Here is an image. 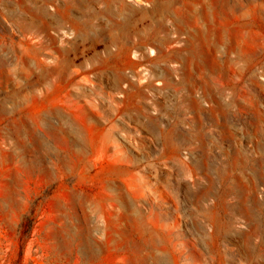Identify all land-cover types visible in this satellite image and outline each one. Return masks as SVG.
<instances>
[{"label": "rangeland", "instance_id": "1", "mask_svg": "<svg viewBox=\"0 0 264 264\" xmlns=\"http://www.w3.org/2000/svg\"><path fill=\"white\" fill-rule=\"evenodd\" d=\"M86 1L0 0V264H171L174 245L243 263L264 221V0Z\"/></svg>", "mask_w": 264, "mask_h": 264}, {"label": "bare ground", "instance_id": "2", "mask_svg": "<svg viewBox=\"0 0 264 264\" xmlns=\"http://www.w3.org/2000/svg\"><path fill=\"white\" fill-rule=\"evenodd\" d=\"M83 1H85V0H83ZM88 1V0H87ZM86 1V2H87ZM94 1H96V0H94ZM163 1V0H162ZM234 1V0H233ZM80 2H81V0H80ZM102 2L106 5V6H112L113 4H116V3H118L121 7H125L126 6V2H125V0H102ZM157 2V1H156ZM155 2V3H156ZM241 2H243V1H241ZM253 2V1H252ZM67 3H68V7H72V6H76V5H78L79 4V0H67ZM159 3H161V2H159ZM163 3V2H162ZM87 4V3H86ZM90 4V3H89ZM157 4V3H156ZM256 4V3H255ZM85 5V4H84ZM127 5H129V4H127ZM155 5V4H154ZM161 5H163V4H161ZM234 5V4H233ZM158 6V5H157ZM156 6V7H157ZM230 6H231V4H230ZM80 7H81V5H80ZM105 7V6H104ZM116 7V6H115ZM131 7V6H130ZM162 7V6H161ZM255 7V6H254ZM107 8V7H106ZM159 8V7H158ZM157 8V9H158ZM41 9V8H40ZM103 9V8H102ZM109 9V8H108ZM112 9V8H111ZM128 9V8H127ZM130 9V8H129ZM128 9V10H129ZM70 10V9H69ZM85 10H87L86 8H85ZM114 10H116V9H114ZM120 11H123V10H120ZM131 11H132V9H131ZM95 12V10L92 8V6H90V7H88V12H85L84 14H83V16L82 17H84V19H85V21H89L90 22V24L92 23L91 21H90V15L89 14H91V13H94ZM128 12V11H127ZM135 12V11H134ZM133 12V13H134ZM53 13V12H52ZM109 13H111L112 14V16H113V12H109ZM108 13V14H109ZM139 13V12H138ZM107 14V13H106ZM124 14H125V12H124ZM134 14H136V13H134ZM99 15V14H98ZM103 15H105V14H103ZM107 16V15H106ZM111 16V17H112ZM127 16V15H126ZM96 17V16H95ZM110 17V18H111ZM121 17V16H120ZM120 17H119V19H120ZM124 18H125V16H123ZM141 17V16H140ZM100 18V17H99ZM106 18H108V17H106ZM124 18H122V20L124 19ZM126 19V18H125ZM163 19V18H162ZM126 20H128V19H126ZM108 22H109V20H107ZM158 22H152L150 25H152V26H150L149 27V25L148 26H145V28L143 27V29L141 28V30H140V33H139V36H140V38H141V40H145V39H147L148 37L149 38H151L152 36H156L157 35V32H158V30H159V28L163 25V23H162V20H161V18L159 19V20H157ZM124 22V21H123ZM123 22H122V24H123ZM118 23H120V22H118ZM127 23V22H126ZM28 25H30L29 23H28ZM110 25V24H109ZM111 25H112V22H111ZM128 25V24H127ZM119 27V26H118ZM123 30V29H122ZM152 31V33L153 34H151L150 32ZM125 34V33H124ZM138 35V34H137ZM126 38H128V39H117L116 40V42H117V50H115V51H113L111 48H109V47H106L105 48V53L107 54V55H115L116 56V58L117 57H121L122 58V56H124L125 54H126V52H127V49H128V46H129V38H130V36L129 35H127L126 36ZM132 40V39H131ZM139 40V39H138ZM142 45V44H141ZM136 47V46H135ZM114 48H115V46H114ZM138 49V48H137ZM141 50V49H140ZM136 52V51H135ZM151 52H153L152 51V49H151ZM144 54V53H143ZM146 54V53H145ZM141 57V56H140ZM142 58V57H141ZM12 59V58H11ZM139 59V58H138ZM5 60V59H4ZM6 60H8V58H6ZM17 61V60H16ZM13 61L11 60V63H12ZM8 63H9V61H8ZM101 63H105V61H104V59H102V61H101ZM17 66H18V63L16 64ZM12 66H13V64H12ZM13 68H14V66H13ZM17 69V68H16ZM15 69V70H16ZM19 69V68H18ZM19 71V70H18ZM17 71V72H18ZM14 72V71H13ZM16 73V72H15ZM17 75V74H16ZM124 76V75H123ZM132 85V84H131ZM127 86V85H126ZM134 86H136V85H134ZM141 90V89H140ZM139 90V92H141ZM144 90V89H143ZM143 92V91H142ZM125 94V93H124ZM140 94L141 93H139V96H140ZM144 95H146V92H145V94ZM132 96V95H131ZM142 96V95H141ZM137 97V96H136ZM144 97V96H143ZM125 98V97H124ZM138 99V98H137ZM149 99V98H148ZM148 99H146V100H148ZM126 100V99H125ZM139 101V100H138ZM143 101H144V99H143ZM125 102V101H124ZM145 102V101H144ZM148 102V101H147ZM139 103H141V101H139ZM145 104V103H144ZM129 106V105H128ZM142 107H143V105H141ZM141 107V108H142ZM56 108V107H55ZM54 108V109H55ZM127 108V107H126ZM131 108H133V107H131ZM135 108V107H134ZM115 109V108H114ZM122 109V108H121ZM56 110V109H55ZM132 110V109H131ZM135 110V109H134ZM45 111H48V110H45ZM119 111V110H118ZM130 111V110H129ZM138 111V110H137ZM141 111H142V109H141ZM147 111V110H146ZM51 112V111H50ZM58 112V111H57ZM56 112V113H57ZM63 112V111H62ZM116 112V111H115ZM122 112V111H121ZM135 112V111H134ZM46 113V112H45ZM138 113V112H137ZM137 113L135 114V116H137ZM140 113V112H139ZM145 112H143V115L145 116L146 114H144ZM47 114V113H46ZM65 114V113H64ZM124 114V113H123ZM38 115V114H37ZM61 115V114H60ZM125 115V114H124ZM126 115H128L127 113H126ZM152 115V114H151ZM150 115V116H151ZM62 116V115H61ZM68 116V115H67ZM40 117V116H39ZM65 117V116H64ZM130 117H131V115H130ZM142 117V116H141ZM53 118V117H52ZM72 118V117H71ZM129 118V117H128ZM143 118V117H142ZM145 118H147V117H145ZM158 118V117H157ZM68 119H70L69 117H68ZM95 119V118H94ZM38 120H40L41 121V119H38ZM73 120V119H72ZM93 120V119H92ZM97 120V119H96ZM157 120V119H156ZM159 120V119H158ZM39 121V122H40ZM56 121V120H55ZM90 121V120H89ZM150 121V120H149ZM63 122V121H62ZM61 122V123H62ZM96 122V121H95ZM99 122V121H98ZM159 122V121H158ZM177 122V121H176ZM57 123V122H56ZM91 123V122H90ZM155 123V122H154ZM47 124V123H46ZM68 124H69V122H68ZM115 124V123H114ZM114 124H111V125H114ZM177 124V123H176ZM43 125H44V123H43ZM93 125V124H92ZM72 126V125H71ZM97 126V125H96ZM116 126V125H115ZM114 126V127H115ZM48 128V127H47ZM61 128V127H60ZM76 128V127H75ZM111 128V127H110ZM113 128V127H112ZM164 128V127H163ZM23 129V128H22ZM50 129V128H49ZM83 129V128H82ZM52 130V129H51ZM109 130V129H108ZM113 130V129H112ZM60 131H62V130H60ZM67 131V130H66ZM76 131H77V129H76ZM177 131H178V128L176 127V125L174 124L173 125V127L171 128V132L172 133H174V134H178L177 133ZM38 132V131H37ZM36 132V133H37ZM85 132V131H84ZM83 132V133H84ZM105 132H107V130H105L104 131V133ZM79 133V132H78ZM82 133V134H83ZM112 133V132H111ZM170 133V132H169ZM168 133V134H169ZM168 134H166L167 136H168ZM179 134H180V132H179ZM62 135H63V133H62ZM65 135V134H64ZM108 135V134H107ZM162 135V134H161ZM45 136V135H44ZM80 136V135H79ZM84 136V135H83ZM111 136V135H110ZM178 136V135H177ZM47 137V136H46ZM66 137V136H65ZM98 137H100V136H98ZM105 137H106V135H105ZM36 138V137H35ZM85 138V137H84ZM88 138H90V137H88ZM174 138V137H173ZM172 138V139H173ZM176 138V137H175ZM81 139V138H80ZM97 139V138H96ZM103 139V138H102ZM179 140V144L182 142H185L183 139H181L180 137L178 138ZM52 140V139H51ZM166 140H167V138H166ZM96 141V140H95ZM99 141V140H98ZM67 142V141H66ZM86 142V140L84 139V143ZM104 142V141H103ZM114 142V141H113ZM41 143V142H40ZM50 143V142H49ZM48 143V144H49ZM53 143V142H52ZM168 143H169V141H168ZM175 143V142H174ZM98 143H96V145H97ZM107 144H108V142H107ZM170 144V143H169ZM176 144V143H175ZM55 145V144H54ZM85 145V144H84ZM83 145V146H84ZM167 145V144H166ZM189 145V144H188ZM46 146H48V145H46ZM50 146V145H49ZM57 146V145H56ZM69 146V145H68ZM86 146V145H85ZM169 146V145H168ZM179 146V145H178ZM65 147V146H64ZM76 147V146H75ZM52 148V147H51ZM70 148V147H69ZM80 148V147H79ZM78 148V149H79ZM95 148V147H94ZM93 148V149H94ZM104 148V147H103ZM192 148V147H191ZM48 149V148H47ZM58 149H60V148H58ZM84 149V148H83ZM100 149V148H99ZM56 150V149H55ZM71 150V149H70ZM60 151V150H59ZM67 151V150H66ZM69 151V150H68ZM189 151V150H188ZM47 152H48V150H47ZM57 152H58V150H57ZM49 153V152H48ZM66 153V152H65ZM78 153V152H77ZM79 154V153H78ZM43 155H44V153H43ZM71 155V154H70ZM81 155H83V154H81ZM41 156H42V154H41ZM72 156H73V154H72ZM45 157V156H44ZM55 157V156H54ZM36 158V157H35ZM69 158V157H68ZM67 159V158H66ZM83 159V158H82ZM224 161V160H223ZM50 162V161H49ZM59 162V161H58ZM88 163V162H87ZM132 163H133V161H132ZM177 163V162H176ZM180 163V162H179ZM69 164V163H68ZM42 165V164H41ZM62 165V164H61ZM66 165V164H65ZM177 165H178V163H177ZM223 165V164H222ZM224 165H226V164H224ZM184 166V165H183ZM197 165H195L194 167L197 169V167H196ZM36 167V166H35ZM184 168V167H183ZM183 170V169H182ZM185 170V169H184ZM183 170V171H184ZM186 171V170H185ZM215 172H217L216 170H215ZM109 173V172H108ZM217 174V173H216ZM222 174V173H221ZM121 189V188H120ZM123 194V196L124 195H126V194H124V193H122ZM128 198V197H127ZM127 198H126V200H127ZM123 198H122V196H121V201H123L122 200ZM130 199V198H129ZM125 200V199H124ZM132 201V200H131ZM137 201V200H136ZM200 201V200H199ZM127 202V201H126ZM122 203H124V202H122ZM132 203V202H131ZM137 203V202H136ZM141 202H139L138 204H140ZM137 204V205H138ZM124 205H125V203H124ZM127 205H128V203H127ZM201 205V204H200ZM121 206V205H120ZM202 206H204V205H202ZM201 206V207H202ZM242 206H243V203L241 202V201H237L235 204H232L231 205V208L233 209V210H236L237 208H240V210L242 211L243 210V208H242ZM205 207V206H204ZM249 207V209L251 210V208H250V206H248ZM252 207V206H251ZM124 208V207H123ZM125 208H127V207H125ZM135 209H137L136 207H134ZM130 209V208H129ZM204 209H206V208H204ZM123 210V209H122ZM126 210V209H125ZM139 212V211H138ZM140 212H142L141 210H140ZM243 212V211H242ZM134 213V212H133ZM123 214V213H122ZM136 214V213H135ZM141 214V213H140ZM139 215V214H138ZM145 215V214H144ZM125 216H127V213H126V215ZM146 216V215H145ZM140 217H142V216H140ZM243 217V216H242ZM214 218V217H213ZM237 218V217H236ZM128 219V218H127ZM139 219V218H138ZM141 219V218H140ZM139 219V220H140ZM145 219V218H144ZM142 220V219H141ZM140 220V221H141ZM148 220V219H147ZM146 220V221H147ZM264 220V219H263ZM139 221V222H140ZM145 221V220H144ZM234 217H232V214H231V216L228 218V221L226 222V221H224L223 220V218L220 216V215H218V218L216 219V222H215V224H214V227H213V230L209 233V235L212 237V239H216V238H219L220 236H221V234H222V227H225V226H227V223H228V225H232L233 223H234ZM142 222V221H141ZM140 222V223H141ZM145 223V222H144ZM144 223L142 222L141 223V225L143 224L144 225ZM198 224H199V222H198ZM200 225V224H199ZM145 226V225H144ZM143 226V227H144ZM258 227V230H257V234H259V235H261V242H260V246H259V248L258 247H256V245H254L253 247H251V241H252V236H253V231H252V227ZM146 227V226H145ZM200 228H202V224H201V226H200ZM145 229V228H144ZM249 229H251V230H249L248 231V233H247V237H246V239H247V241L249 242V247H247L246 248V255H245V257H244V262L243 263H240V264H263V262H264V221H262V222H252L251 223V225H250V228ZM150 230V229H149ZM203 230V229H202ZM144 232V231H143ZM142 232V233H143ZM152 231L150 230V233H151ZM141 233V234H142ZM149 233V234H150ZM153 234H155V233H153ZM176 234V233H175ZM174 234V235H175ZM156 235V234H155ZM173 235V234H172ZM178 235V234H177ZM206 235V234H205ZM152 236H154V235H152ZM151 236V237H152ZM171 237V236H170ZM155 238H157V237H155ZM169 238V237H168ZM177 238V237H176ZM150 239V238H149ZM169 240V239H168ZM204 240V239H203ZM206 240V239H205ZM97 241V240H96ZM175 241V240H174ZM158 242V241H157ZM160 242V241H159ZM162 242L164 243L163 245L165 246V247H167V248H169V245H168V243H167V241H166V238H162ZM209 242V241H208ZM141 243V242H140ZM171 243V242H170ZM206 243V242H205ZM156 242L155 241H153L152 243H151V245L153 246V248L155 247V248H157L156 247ZM173 244V243H172ZM206 244H209V243H206ZM257 244V243H256ZM102 245V244H101ZM141 245V249H144L145 247H146V245H144L143 243H141L140 244ZM148 245V244H147ZM158 245V244H157ZM204 245V244H203ZM94 246V245H93ZM96 246V245H95ZM205 246V245H204ZM206 246H209V245H206ZM163 247V246H162ZM77 248V247H76ZM99 248V247H98ZM148 249H147V253H149L151 256L153 255L154 256V254H153V251H152V247L150 246V244H149V247H147ZM207 248V247H206ZM114 249V248H113ZM163 249V248H162ZM80 250H81V248H80ZM116 250V249H115ZM159 250V249H158ZM157 250V251H158ZM161 250V249H160ZM165 250V249H164ZM205 250V249H204ZM203 250V251H204ZM214 250L215 249H213V247H210L209 246V259H207V260H205V262H203L202 264H213V261L212 260H210V257H211V254L213 255V252H214ZM113 251V250H112ZM162 251V250H161ZM201 251V250H200ZM168 252V251H167ZM165 253V252H164ZM201 253H205V252H202L201 251ZM80 254V253H79ZM87 254V253H86ZM156 254H157V252H156ZM162 254V253H161ZM168 254V253H167ZM95 255H96V253H95ZM150 256V257H151ZM205 256V255H204ZM81 257V256H80ZM166 258H167V256H166ZM154 259V258H153ZM155 259H156V262H160L159 261V259H157V257H155ZM179 259H182V252H180L179 250H176V247H175V245H174V248H172V251H171V258H170V263L172 264H189V263H185V262H180L179 261ZM203 259V258H202ZM201 259V260H202ZM256 259V260H255ZM169 261V260H168ZM161 264H168L166 261H165V259L164 260H162V262H160ZM159 263V264H160ZM221 264H230L228 261H227V259L225 258V255H224V252H223V255H222V263Z\"/></svg>", "mask_w": 264, "mask_h": 264}]
</instances>
